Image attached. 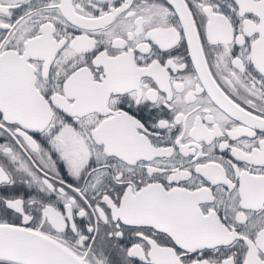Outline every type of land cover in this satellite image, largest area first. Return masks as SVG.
I'll return each mask as SVG.
<instances>
[{
  "label": "snow or ice",
  "instance_id": "6c2138e0",
  "mask_svg": "<svg viewBox=\"0 0 264 264\" xmlns=\"http://www.w3.org/2000/svg\"><path fill=\"white\" fill-rule=\"evenodd\" d=\"M0 264H264V0H0Z\"/></svg>",
  "mask_w": 264,
  "mask_h": 264
},
{
  "label": "flooded vegetation",
  "instance_id": "af4514ba",
  "mask_svg": "<svg viewBox=\"0 0 264 264\" xmlns=\"http://www.w3.org/2000/svg\"><path fill=\"white\" fill-rule=\"evenodd\" d=\"M0 142H2V141H0Z\"/></svg>",
  "mask_w": 264,
  "mask_h": 264
}]
</instances>
